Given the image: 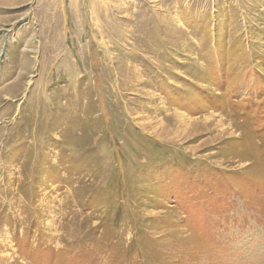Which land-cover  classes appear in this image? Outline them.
<instances>
[{
  "label": "rangeland",
  "instance_id": "obj_1",
  "mask_svg": "<svg viewBox=\"0 0 264 264\" xmlns=\"http://www.w3.org/2000/svg\"><path fill=\"white\" fill-rule=\"evenodd\" d=\"M0 264H264V0H0Z\"/></svg>",
  "mask_w": 264,
  "mask_h": 264
},
{
  "label": "bare ground",
  "instance_id": "obj_2",
  "mask_svg": "<svg viewBox=\"0 0 264 264\" xmlns=\"http://www.w3.org/2000/svg\"><path fill=\"white\" fill-rule=\"evenodd\" d=\"M99 6H100V5L97 6V11H98V12L93 11V15H96V14L98 13V16L100 17V16L102 15V13H104V12H103L104 7L101 5V7H100V9H99ZM106 13H107V12H106ZM93 15H92V16H93ZM104 16H105V15H104ZM106 20H107V19H106ZM104 24H105V22L102 20V22H101V26H102V27H105L106 24H105V25H104Z\"/></svg>",
  "mask_w": 264,
  "mask_h": 264
}]
</instances>
